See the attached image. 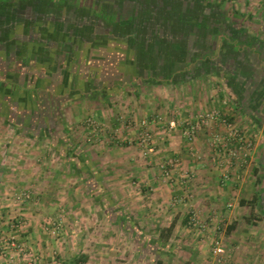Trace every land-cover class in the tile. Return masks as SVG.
Returning <instances> with one entry per match:
<instances>
[{
  "label": "crops",
  "instance_id": "obj_1",
  "mask_svg": "<svg viewBox=\"0 0 264 264\" xmlns=\"http://www.w3.org/2000/svg\"><path fill=\"white\" fill-rule=\"evenodd\" d=\"M172 2L178 3V9H183L182 13L191 22L185 30L177 29L164 37L180 44L184 58L177 59L167 79L157 82L173 84L179 89L190 88L186 92L191 105L179 106L178 114L188 115L190 119L201 109L217 107L242 130L254 136L256 143L248 163L240 164L238 160L230 166L220 163L222 150H214L209 144L212 133H223L218 123L200 128L191 144L180 135L181 124L172 134L161 125L153 124V157L143 158L139 170H134L137 166L133 157L125 162L131 171H138L144 183L150 185L148 189L154 191L149 204L145 200L144 206L129 204L122 208L115 202L110 209L126 216L125 225L121 227L123 221L120 223L116 217L108 218L111 228L108 226L106 232L100 226L95 228L100 222V212L105 211L103 205L96 199L76 202L73 212L77 217L76 214L67 215L68 220L63 221L58 237L45 235L39 222V216L49 212L52 206H25L27 210L20 212L26 221L16 241L32 245L33 251L39 253L33 264H64L75 258L83 261L73 264H177V261L181 264H220L218 255L213 252L214 240L222 246V256L233 264H264V120L258 119L256 113L264 100V0ZM102 3L100 0H0V164L8 162L12 169L5 172L0 166L1 182L3 179H12L14 184L22 181V187L32 188V194L36 191L51 196L59 191L61 196L64 194L63 197L68 198L76 191L60 189L53 183L55 179L61 182L77 174L86 183L90 173L92 176L101 173L98 165L112 161L104 160L101 151L94 148L96 145L87 142L84 146L83 141L74 139L73 125H63L59 135L53 122L62 110L61 114L68 121L75 118L73 123H83L85 118L80 117L77 121L76 117L85 107L93 108L103 119L106 115L111 116L112 109L103 105H108V101L119 94L115 89L120 85L118 77L127 75L130 70V78L134 68L139 66L148 68V63H138L135 49L126 41L124 48L118 50L123 54H118L115 47L119 41L110 21L104 22L107 26L103 31L98 27L95 29V20L104 21V14H110L112 10L109 4ZM160 23L169 28L167 22ZM155 24L147 27H156ZM202 29L207 34L204 49V46H197L198 33ZM150 30H144L142 35H149L153 32ZM215 42L217 46L213 47ZM216 58L220 60L216 61ZM162 63L158 61L153 65L159 67ZM155 72L162 75L158 70ZM149 80L155 82L149 76L143 81L148 83ZM102 90V97L92 94ZM160 109L165 108L160 106ZM18 142L26 144V148H41L46 153V163H49L47 154L59 152L64 167L68 164L74 171L67 170V175L62 170L52 172L50 167L36 171L41 159L38 154L31 156L36 166L18 157L7 160L5 152L18 147ZM190 147L201 156L200 160L192 156ZM76 149L92 163L93 168L87 169L88 174L75 158L76 151H73ZM172 159L177 161L176 166L172 167L170 177L164 178L158 165ZM72 162L77 164L76 169ZM107 167L111 178L119 176L116 165ZM186 171L190 179L186 184H177L176 179ZM100 183L97 187L101 192L127 195L126 186L113 184L111 190H106ZM14 184L8 190L18 187ZM143 188L147 189L146 186ZM3 193L5 190H0V196ZM140 194L144 196L142 191ZM147 207L152 215L158 216L155 224L149 226H156L152 232L146 228L150 222L145 212ZM133 210L138 211L135 221L132 220ZM193 213L207 224L206 229L201 231L191 227L189 218ZM162 218L164 222H161ZM76 222V226L81 224L92 232L86 234L80 229V232L74 230L71 233L69 230ZM135 226L140 235L135 239L136 245L129 246L131 251L127 253L116 247L115 239L120 235L128 243L133 241L131 232ZM160 229H163L162 234L170 231L168 238L163 249L157 250L159 254H149L148 239L154 236L153 231L159 237ZM182 229L186 232H181ZM9 232V228L0 223V237ZM140 242L145 246L140 247ZM19 255L20 259L27 256L23 252ZM0 264H8L1 255Z\"/></svg>",
  "mask_w": 264,
  "mask_h": 264
},
{
  "label": "rangeland",
  "instance_id": "obj_2",
  "mask_svg": "<svg viewBox=\"0 0 264 264\" xmlns=\"http://www.w3.org/2000/svg\"><path fill=\"white\" fill-rule=\"evenodd\" d=\"M100 1L103 2L102 4L107 5V4L114 3V1L118 2V1H124V0H100ZM130 1H132V0H130ZM139 7H141V6H139ZM57 10H59V9L57 8ZM153 10H156V9L144 10V12L142 14L146 13V11H147V14H149L151 16L150 18L152 20H153V16H155V15H157V17L160 18L161 15H158ZM139 13H141V12L139 11L138 14ZM161 20H162V18H161ZM104 22H105V20L103 21V19H101L100 21L96 19L95 20L96 24L94 23L93 26H95V29H96V27H98V28H101V31H103V29H105L103 27L107 26ZM157 24H155L156 27L155 26L154 27L143 26V27H145V28H143L141 26L140 29L139 28L138 29L142 33V32H144V30L150 28L151 29L150 31L157 32L159 34V36H161L162 38H164L166 36H170V33L173 34L171 32L170 28L165 27V25L162 26L160 22H158ZM111 29H113V28L111 27ZM88 30H89V28H88ZM179 30L180 29H178V31ZM205 31L206 30L202 29L201 32L199 31V33H198V35H200V37L198 38V39H200L199 40L200 44H199V42H197L198 43L197 46H199V47H203L204 44H206L204 42L206 40V39L204 40V36H207ZM116 33H117V37H118L117 39L119 42H117L115 49H117V52L120 55L121 53L123 54V52L118 51V50H120L123 47L125 40H126V37H125V35L121 34V32H116ZM145 36L148 37V35H146V34H145ZM218 45H219V43H218ZM216 46H217V42L214 43L213 47H216ZM204 48H205V46L203 47V49ZM201 50H202V48H201ZM219 60L220 59L216 58V61H219ZM134 70L135 71L132 72V75L130 76V78L128 75V72L130 70H128L127 75L125 74L121 77H118L117 82H119L120 85L117 86L115 89H117V93H119V94L116 95L113 98V100H111L110 102L108 101V103H109L108 105H106V106L103 105V107L112 109L111 110V116L108 117V115H106L107 117L105 116V118L103 119L100 117V115H96V114H98V112L96 113V111H94L93 108H91V107L86 108L85 107L84 111L79 113L80 116L78 115L79 117H76L77 121L80 120V117L85 118L83 123H79V122L73 123L74 122L73 120H75V118H72V119L69 118V121H68L67 118L61 114L62 110L59 111V113L57 114V120L53 121L54 126L57 129L56 130L57 134L61 135L60 133L63 130L62 129L63 125H65V126L73 125L71 130H72V133L76 134V137L74 136V139H76V140L78 139L79 142L83 141L82 144L84 146H85V143H87V142H89L90 145H96V147H94V148H96L97 152H99L98 150L101 151V154H103V158H105L104 160H112V161H109V163L106 162V163H102V164L98 165V167L101 169V173H102V180L99 182H101L100 183L101 187L106 188V190L107 189L111 190V188H113V184H117L118 186L121 185L123 187L126 186L127 189H124L127 192L126 196L121 195V194L114 195L112 192L110 194H108V192H107V194H106L108 196V198L111 199L112 202H114V203L116 202L117 204L121 205L122 208L125 206H130L129 204H132L134 206L135 205L139 206L145 200H146V203L149 204V202L153 199L154 191L148 189L150 187V185L145 184L143 178L138 174V171H137V173H134V170H139V168H138L139 165L142 163V161L144 162V160H142L143 158L149 159V158H151V156L153 157V153L155 152L154 151L155 150L154 149L155 136H154V132L152 129L153 124L161 125L162 128L170 134H172V132H174L173 131L174 129H171V130L167 129V125H165L166 123H164V126H163L162 123L158 122V120L155 118V116L157 114H161L163 117L162 122H167V120L172 119V118H174V119L175 118L176 119L189 118L188 115L178 114V112H180V110H178V108H179V106L188 107L191 105V104H189L190 102H189V99L187 97L188 92H186V91H189L190 88L189 89L185 88L187 86H184L182 89H179L176 87V85H173V84L168 83V84L162 85L161 83H158L157 81L159 79L163 80V79H167L168 77H164L161 74L156 73L155 71L157 69L143 68L142 66H140V67L135 68ZM147 76H149V78H152L157 83L153 82L154 84H151V83L144 82L143 80H145L147 78ZM184 89H186V90L184 91ZM103 93H104V90H102L99 94H97L96 92H93L92 94L94 96L96 95V97L97 96L102 97ZM177 93H180L181 95H177ZM176 97H177V99H176ZM262 101H263V105L257 109L258 112L256 111V109H255V111L259 116L257 118L258 119L262 118V120H264V100H262ZM160 106H162L165 109L163 111H161ZM81 110H82V108H80V111ZM183 110H185V108H183ZM201 110H203V109H201ZM192 118H193V116L190 117V119H192ZM88 119L93 120V122L89 123L87 121ZM141 119H145V120L149 121L148 125L152 131L153 142H154L151 150L146 151L144 148H142L138 144V141H137V134H138V131L140 129V120ZM202 127L203 126H201L200 128H202ZM183 128H184V124H181L179 133L182 137H184V135L182 133ZM88 131H90V132H88ZM127 131H129V134H127ZM94 133H96L95 136H94ZM162 133L165 135L164 132H162ZM21 139L25 140V138H21ZM189 143L191 144V142H189ZM18 144L20 146L22 143L18 142ZM190 144H189V146H191ZM19 146L15 147V149H11L10 151L5 152V154L7 156L6 157L7 160L9 158H11V160H12V157H18V158L24 159L25 161L31 163L33 166H36V165H34V160H33V157H31V156H34V154H38L39 157L41 156L40 157L41 159H39V165H37L38 170H36V171H39L40 168L42 171L49 170V167H50L52 172L62 170V171H64V174L67 175L65 173V172H67V170H69V171L73 170L72 167L71 166L69 167L68 164H66L67 166L64 167L63 162L61 161L62 156H61V154H59V152L58 153L56 152L55 155L51 154V152H50V154H47L46 159L49 160V163H46L44 161L46 153L44 154V152H42L41 148H30V147L26 148V144L25 145L22 144L21 147H19ZM86 148H88V147H86ZM190 151H192L193 157H197L198 160H200L201 156L198 155V153H196L191 147H190ZM37 152H39V153H37ZM50 155H53V157ZM132 157L134 158V165L137 166V167L135 166L137 169L134 168L133 171H131L128 168L127 165H129V164H127V163L125 164L126 160H129V158H132ZM161 163H163V162H160L158 165L160 172H162V168L160 167ZM110 164H112L113 166L114 165L117 166L116 171H118L117 173H119L118 177L111 178L110 177L111 175H109L107 173L108 172L107 166H110ZM0 166H2V168L5 172H11V170H12L11 166L8 165V162H6L5 164L4 163L0 164ZM98 167L95 166L96 169H99ZM171 169H172V167H169V169H167V175L163 174L164 178L170 177L169 175L171 174ZM179 180H180V178L178 177V179H176V181L178 182L177 184L180 183ZM54 181H56V182H53L55 184V186L61 187L60 189H63V188L67 189L68 188L71 190H75L76 193L75 194L71 193V196H69L68 198L63 197L64 194L61 196V192H59V191H57L56 193H54L51 196H50V194L42 195L41 193L36 192V191H35V193L32 194V188H29V189L26 187L23 188L22 186L24 185V183H22V181H20L19 184H16V183L14 184V181H12V179H3V182H1V179H0V190H5V192H6L0 196V223L1 224L4 223L7 226V228H9L6 220L9 219L10 216L15 215V216L19 217L20 220L22 221V224L20 226V230H21V227L24 225V222L26 221L24 214L21 213L22 211L27 210L25 208V206L29 207L31 205V207L32 206L34 207V204L35 205L36 204H42V206H45V204H46V206L47 205L52 206L53 209H52V207H50L49 212H46L44 215L41 214L39 216V218H41L39 221L41 223V228H42V230H44L46 232L45 235L58 237L60 235V232L62 231L61 226L63 224V221L68 220L67 215L72 217V216H75V214H76V217H77V213L73 212L74 209L76 208V205H74V203H76V202L80 203L82 201L92 202L96 196V195H94V192L98 190V187H97L96 183H94L93 180H90L89 183H87V184L84 183L83 181L80 180V178H78L77 174H76V176H70V177H68V179L61 180V182H60V180L57 181L56 179ZM13 184L15 186H18V187H15V188L8 190ZM180 184L182 185V183H180ZM67 185H71L72 187L71 188L66 187ZM144 186H146L147 189H144L143 188ZM20 188L30 190V197H29V199H26L24 201L13 202V200L10 198L8 193L19 190ZM141 191H142V195L144 194V196H141V194H140ZM70 204L71 205L73 204L72 205L73 210L70 209V207H71ZM142 205L144 206V204H142ZM149 209H150V207H147V211H145L149 217V219H147V220L150 221L149 223H147L148 227H146V228L151 231V230L156 229V226L150 227V228H149V226H152L155 224V220L158 219L157 218L158 216L152 215L151 212L148 211ZM29 210H31V208ZM36 211H38V210H36ZM132 212H133L132 220L135 221V219L138 218V216L136 214L138 211L133 210ZM100 213H101L99 216L100 222H99V224H97V226H95V228H98L100 226L101 230L107 232V227L109 226L107 219L109 218V216L105 211H101ZM78 214H80V213H78ZM194 215L196 216V214H194ZM73 218H75V217H73ZM76 219L79 220L80 218H76ZM161 222H164L163 218L161 219ZM70 224H71V222H70ZM76 224H77V222L74 223L75 227L72 226V228H70L69 231L71 233L74 230L79 231L80 229H81V232H83V230H85L84 232L86 234H89L90 232H92L91 230L87 229L88 227H82L80 222L78 223V224H80L79 226H76ZM136 224L138 226L137 220H136ZM88 226H90V228L93 229V227L91 225H88ZM189 227H190V225H189ZM191 227H193V226L191 225ZM108 228L110 229L111 225ZM138 229L139 228L135 226L133 232H131V234L134 237V239L131 243H128L126 239H122V237L120 235L119 237H117L115 239V241L117 240L115 246L119 247L120 250H125L127 253H129V251H131L129 246L131 244L136 245L135 239L137 238L136 232L138 231ZM20 230L18 232H20ZM9 231L10 232L8 234H5L3 236L1 235L0 240L3 238H8L9 234L13 233L10 230V228H9ZM153 232H154V236H152V237L157 238L156 232L155 231H153ZM181 232H186V231L184 229H182ZM111 233H112V231H111ZM174 234H176V231ZM14 235H16V233ZM17 235H18V233H17ZM14 240L16 241V238ZM87 242H89V241H87ZM16 243H17V241H16ZM20 244H21V249H22L21 251H23V252H25V249H27V250H29V248L32 249L31 244H30L31 246L27 245L25 242H22ZM152 244L155 245V247H153L151 244L149 245L150 246V247H148L149 254H159V252H157V250L160 251L164 247L163 246L164 243H160V242L158 243L157 241L153 242ZM85 245H87V243ZM106 245L110 247V243H107ZM126 246H127V248H126ZM2 249L7 250L8 254H12L13 251H15V249L13 247H10L7 245H6V247H0L1 251H2ZM2 252H4V251H2ZM32 252H33V254H39L37 251L34 252L33 249H32ZM186 253H188V252L186 251ZM176 263L181 264L182 262L177 261Z\"/></svg>",
  "mask_w": 264,
  "mask_h": 264
},
{
  "label": "trees",
  "instance_id": "obj_3",
  "mask_svg": "<svg viewBox=\"0 0 264 264\" xmlns=\"http://www.w3.org/2000/svg\"><path fill=\"white\" fill-rule=\"evenodd\" d=\"M177 5L178 3L172 2V0H124L118 2L114 1V3L109 4L113 11L111 10L110 14L105 13L104 20L108 22L110 21L109 25L113 28L112 30H114L115 32H121V34L123 35H129L125 41L135 49V55L137 57L138 63H148V65L146 66L149 69H157L162 73L163 76L168 77V75L173 72L174 65L177 62V59L181 57L182 60L184 58V53L182 52L183 49L181 48L180 44L175 41L165 40L164 38L159 36V34H156L155 31L150 32L148 37L144 38L145 36L142 35L139 29L141 26L146 27L158 22H167L171 31L175 32L177 29L185 30L191 21L186 15L182 13L183 9L180 8L181 10H179ZM165 7L166 9L164 10ZM150 9H156L153 11H155L158 15H161L160 18L155 15L153 16L152 20L150 18L151 16L147 14V11L146 13L142 14L144 10ZM139 11L141 13L138 14ZM145 31H147V29ZM186 32H183V34L185 35ZM158 61H162V65L159 67L154 66L153 64ZM142 67L146 68L145 66ZM148 83L154 84L157 82L155 81L153 83L151 80H149ZM75 151V158L79 159L82 166L85 167L84 169L86 170V172L87 169L90 171L93 168L92 163L88 159L83 158L80 154V151L78 152V150L76 149L73 152ZM74 162L77 163L76 161ZM74 162H72V165L75 167L74 169H76L75 165L77 164H75ZM78 167H80V165ZM90 175L91 176L89 177V179L85 180L86 184L89 183L90 180H93L94 183H96L97 181L98 186L100 183L99 181L102 180V173H95L94 176H92V174L90 173ZM98 191V193L94 192V195H96L95 199L103 205L109 218L114 219L116 217L119 222L123 221L121 226L123 227L125 225L124 220L126 216L121 214L120 212L112 211L110 207L115 203L112 202L110 198H108V196L106 195L107 192H101L100 189H98ZM158 231L159 237L153 238L150 236V238L148 239L150 241V243H147L148 247H150L149 245L155 241H157L158 243L166 242L170 231L167 230L164 234H162L163 229H160ZM136 235L139 236L140 234L136 232ZM142 244L144 243L140 242L139 246L142 247ZM80 260L83 261V259L75 258L71 259L68 263L64 264H73L79 262Z\"/></svg>",
  "mask_w": 264,
  "mask_h": 264
},
{
  "label": "built area",
  "instance_id": "obj_4",
  "mask_svg": "<svg viewBox=\"0 0 264 264\" xmlns=\"http://www.w3.org/2000/svg\"><path fill=\"white\" fill-rule=\"evenodd\" d=\"M155 118L158 122L162 123L164 126L167 125V129H175L180 124H184V128L182 129V133L184 137L192 142L195 135L201 126H206L212 124L213 122L218 123L223 128V133H212L209 138V144L214 150H222L223 153L220 163L223 166H230L234 162V160H238L243 164H247L248 160L251 157V154L254 150V145L256 143V138L252 136L249 132L244 131L240 128V126L233 120H231L227 115L222 113L217 107H211L209 109L197 111L192 119L184 118V119H169L167 122H162V115L157 114ZM89 123H92L93 120L88 119ZM149 121L145 119L140 120V129L137 134L138 144L144 148L146 151L151 150L153 147V134L148 125ZM173 160V159H172ZM177 161L173 160L167 163H161L160 167L162 168V173L167 175V169L169 167L176 166ZM226 171V169H225ZM224 171V172H225ZM224 176L227 177V172L224 173ZM180 183L185 184L190 178V174L186 171L180 175ZM13 202L24 201L29 199L30 190L28 189H19L13 192L8 193ZM180 201L183 198H179ZM7 225L10 230L13 232L9 234L8 238H3L0 240V247L10 246L15 249L12 254H8L7 250H0V255L7 261L8 264H33L36 261L37 255L33 254L32 249H25V252L21 251V244L16 243L14 240L16 238L18 231L20 230V226L22 221L19 217L12 215L9 219L6 220ZM189 223L200 230H204L207 228V224L198 219L194 214L190 215ZM16 233V235H14ZM213 252L218 255V262L220 264H233L228 258L223 257V248L220 246V243L216 240L213 241ZM26 254L23 258H19V254ZM17 254V256H16ZM220 255V256H219ZM16 256V257H15Z\"/></svg>",
  "mask_w": 264,
  "mask_h": 264
}]
</instances>
